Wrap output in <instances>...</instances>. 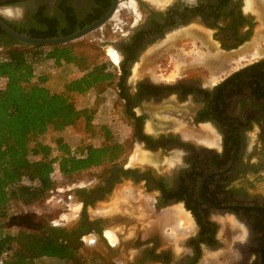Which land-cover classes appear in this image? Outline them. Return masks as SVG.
Returning <instances> with one entry per match:
<instances>
[{"label":"flooded vegetation","instance_id":"af4514ba","mask_svg":"<svg viewBox=\"0 0 264 264\" xmlns=\"http://www.w3.org/2000/svg\"><path fill=\"white\" fill-rule=\"evenodd\" d=\"M5 1L26 2L23 15L15 17L16 8L0 15L26 34L85 25L112 2ZM257 6L253 0H118L102 27L110 20L117 30L130 24L111 43L130 148L120 150L125 159L71 183L70 212L60 221L25 214L20 223L75 251L88 246L104 264H264V45L252 57L249 37L257 24L264 40V3ZM8 36L0 28V48ZM185 38L206 50L195 62L217 64L207 68L214 75L201 79L184 69L169 76L153 68L169 54V42ZM239 52L260 61L222 81L228 71H221Z\"/></svg>","mask_w":264,"mask_h":264},{"label":"trees","instance_id":"16d2710c","mask_svg":"<svg viewBox=\"0 0 264 264\" xmlns=\"http://www.w3.org/2000/svg\"><path fill=\"white\" fill-rule=\"evenodd\" d=\"M83 25L76 28L66 25L61 32L50 27L45 34L28 35H64ZM9 38L11 41L4 45L0 57V219L7 215L12 200L29 204L42 197L55 185L56 172L60 177H68L103 167L121 150L120 144L112 142L101 146L80 145L75 153L61 138L54 140V146L43 140L48 123L57 118L61 125L67 126L84 117L85 125H89L92 110L77 109L72 95L113 80L106 63L87 67L84 57L77 55L68 42L26 45ZM41 60H52L56 65L78 63L83 72L66 81L61 92L54 93L45 84L46 75L36 70ZM1 250L8 251V258L2 264H36L41 257L83 264L82 260L87 259L45 233L22 229L0 233Z\"/></svg>","mask_w":264,"mask_h":264},{"label":"rangeland","instance_id":"374dc122","mask_svg":"<svg viewBox=\"0 0 264 264\" xmlns=\"http://www.w3.org/2000/svg\"><path fill=\"white\" fill-rule=\"evenodd\" d=\"M16 7L15 17L23 15L25 10L26 2L21 4H10ZM115 18V17H114ZM63 26H66L64 23ZM116 20H110L105 27H100L79 38L75 41L68 42L72 44L75 53L79 56H83L85 59L84 64L90 67L94 64L105 62L106 70L110 71L114 78L111 81H105L94 87L90 88L82 94H73L72 100L77 109L88 108L92 110L91 119L89 125H85L84 117H80L79 120L72 125L63 126L59 119H54L48 123L45 134L43 135L44 142L54 146V140L61 138L63 142L68 144L70 151L76 153L79 150V146H101L107 143L116 142L121 145L122 149H129V135L130 125L127 123L124 115L120 110V100L117 95L115 87V65L116 62L113 60L108 51H114L113 44L116 39L124 35L125 32L130 28V24H126L122 30L116 29ZM257 24L254 25V29L250 34V41L252 40L253 46L251 48V55L253 54L254 48L259 45H264V40L257 35ZM111 48V49H110ZM169 54L165 59L156 61L153 68L166 69L169 76H173L174 73L179 74L180 71L193 70L192 74L204 79L207 74L210 73L211 66L217 67V64H212L208 67L206 65L195 62L196 59L204 57L205 51L202 50L201 45L195 44V41L190 42L188 38L183 40V43H177L174 41L169 45ZM4 53V48H0V57ZM204 55V56H203ZM254 55V56H253ZM83 59V58H82ZM251 58L247 54L238 53L228 60L226 69L221 71H229L247 61ZM113 60V61H112ZM146 65L144 66V68ZM149 67H146V69ZM214 69V68H213ZM217 69V68H216ZM36 70L38 73H43L47 77L46 86L51 92L58 93L63 89V85L66 81L75 78L83 72V68L78 63H66L62 62L59 65L54 64L52 60H41ZM208 70V71H207ZM153 71V70H152ZM218 75H221L220 73ZM255 125H252L250 132H255ZM55 154V152H52ZM125 159L124 155L120 153L117 155L113 162ZM108 164V163H107ZM102 166L90 168L78 174H74L68 177H60L56 172L55 175L57 181L55 185L47 190L44 195L34 202L29 204H22L19 201L12 200L7 210V215L0 219V233L10 232L15 233L18 230L33 231L30 227L20 223L18 219H22L26 216L25 214H41L42 216H30L34 218H42L46 220H58L59 218L65 217L71 207V200L68 198V192L66 189L71 186V183L76 181H82L89 178L92 175H97L101 172ZM60 215V216H59ZM91 251L90 247H85L79 251L80 255H85L87 259L82 260L83 264H104L91 257L88 252ZM87 252V253H86ZM36 264H75L65 259H58L54 257H41L36 260Z\"/></svg>","mask_w":264,"mask_h":264},{"label":"water","instance_id":"95a60500","mask_svg":"<svg viewBox=\"0 0 264 264\" xmlns=\"http://www.w3.org/2000/svg\"><path fill=\"white\" fill-rule=\"evenodd\" d=\"M118 4V0H112L111 5L109 9L102 14L97 19L91 21L90 23H87L83 25L80 28L75 29L74 31L64 34V35H55V36H47V37H35L30 36L26 33L19 32L12 27H10L1 16L9 17L12 16L10 14H6L3 12L5 8H16L11 6L10 4H6L5 0H0V28L5 31L9 36H11L14 40H16L19 43L26 44V45H58V44H65L67 42L75 41L79 38L84 37L85 35L89 34L90 32L94 31L95 29H98L102 27L113 15L116 6ZM260 60H250L247 61L231 70L228 71V74L221 78V80H225L230 75L244 69L247 67H250L251 65L259 62ZM221 82V81H220ZM117 170H122V168L118 167L115 168ZM47 232L49 230L47 229Z\"/></svg>","mask_w":264,"mask_h":264},{"label":"bare ground","instance_id":"6f19581e","mask_svg":"<svg viewBox=\"0 0 264 264\" xmlns=\"http://www.w3.org/2000/svg\"><path fill=\"white\" fill-rule=\"evenodd\" d=\"M156 1H158L159 3H163L165 0H156ZM261 3H264V0H253V4H254V7H256L257 9H258V6L257 5H259V4H261ZM13 9L14 8H5L4 10H3V12L4 13H6V14H8V13H12L13 12ZM259 12V11H258ZM15 14V13H14ZM192 33H193V30H192ZM174 41H172V42H169L168 44L170 45L171 43H173ZM168 44H167V46H165V48H167L168 47ZM111 49V48H110ZM261 51V50H260ZM107 52H108V54L110 55V57L113 59V60H117L118 59V54H117V52L116 51H108L107 50ZM216 56V55H215ZM150 128V127H149ZM145 157L144 156V154H142V153H140L139 154V156H137V157ZM110 232H106V234L108 235V237H110V234H109Z\"/></svg>","mask_w":264,"mask_h":264},{"label":"built area","instance_id":"2783aa9c","mask_svg":"<svg viewBox=\"0 0 264 264\" xmlns=\"http://www.w3.org/2000/svg\"><path fill=\"white\" fill-rule=\"evenodd\" d=\"M8 258V251L1 250L0 251V264H2Z\"/></svg>","mask_w":264,"mask_h":264}]
</instances>
